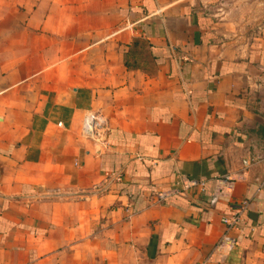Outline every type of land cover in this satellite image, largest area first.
I'll use <instances>...</instances> for the list:
<instances>
[{
	"label": "crops",
	"instance_id": "0c3cea01",
	"mask_svg": "<svg viewBox=\"0 0 264 264\" xmlns=\"http://www.w3.org/2000/svg\"><path fill=\"white\" fill-rule=\"evenodd\" d=\"M0 264H264V5L0 0Z\"/></svg>",
	"mask_w": 264,
	"mask_h": 264
},
{
	"label": "built area",
	"instance_id": "2783aa9c",
	"mask_svg": "<svg viewBox=\"0 0 264 264\" xmlns=\"http://www.w3.org/2000/svg\"><path fill=\"white\" fill-rule=\"evenodd\" d=\"M96 128V123L92 117H87L83 124V133L86 136H92ZM258 163L257 158L245 160L242 163L241 174L247 172L252 166ZM236 179L233 177H224L216 182V187L209 198V206L214 209L218 203L223 199H230ZM180 190L160 191L157 192L156 198L159 202L165 201L167 198L173 195H180L190 191L193 188L203 186V183L198 180L190 179L184 176L179 180ZM246 205L232 215L224 216L222 218V224L226 227V232L219 239L214 254L217 256L226 255L232 252L238 245V238L233 236V232L244 224L243 211H245Z\"/></svg>",
	"mask_w": 264,
	"mask_h": 264
},
{
	"label": "rangeland",
	"instance_id": "374dc122",
	"mask_svg": "<svg viewBox=\"0 0 264 264\" xmlns=\"http://www.w3.org/2000/svg\"><path fill=\"white\" fill-rule=\"evenodd\" d=\"M252 1L254 2V0H244V6L247 7V8H250V5H251ZM256 2H258V0H256ZM259 2L264 5V0H259ZM245 12H247V11H245ZM244 18H246V16ZM249 29H251V26H248L246 28L247 31Z\"/></svg>",
	"mask_w": 264,
	"mask_h": 264
}]
</instances>
